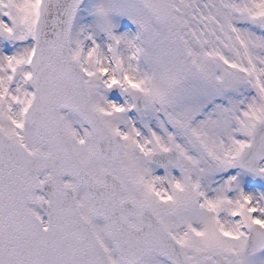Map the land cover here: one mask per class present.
I'll list each match as a JSON object with an SVG mask.
<instances>
[{"label":"snow or ice","instance_id":"6c2138e0","mask_svg":"<svg viewBox=\"0 0 264 264\" xmlns=\"http://www.w3.org/2000/svg\"><path fill=\"white\" fill-rule=\"evenodd\" d=\"M0 264H264V0H0Z\"/></svg>","mask_w":264,"mask_h":264}]
</instances>
